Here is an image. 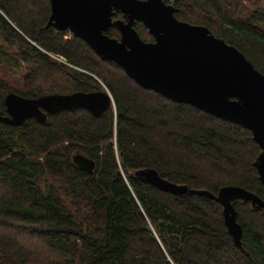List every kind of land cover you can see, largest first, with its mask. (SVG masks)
I'll return each mask as SVG.
<instances>
[{
  "label": "trees",
  "instance_id": "1",
  "mask_svg": "<svg viewBox=\"0 0 264 264\" xmlns=\"http://www.w3.org/2000/svg\"><path fill=\"white\" fill-rule=\"evenodd\" d=\"M174 6L177 19L209 28L264 74V7L241 16V0ZM51 13L50 0H0V112L7 115L11 93L107 90L114 107L101 117L78 109L45 123H0V264H264L263 210L236 202L240 248L221 204L166 193L140 175L154 170L169 184L215 196L241 187L264 200L251 131L143 89L70 31L48 26ZM135 28L154 41L141 23ZM107 35L121 36L116 28ZM75 156L92 160L94 174Z\"/></svg>",
  "mask_w": 264,
  "mask_h": 264
},
{
  "label": "water",
  "instance_id": "2",
  "mask_svg": "<svg viewBox=\"0 0 264 264\" xmlns=\"http://www.w3.org/2000/svg\"><path fill=\"white\" fill-rule=\"evenodd\" d=\"M48 26L58 32L70 31L82 39L102 61L122 68L137 85L176 103L193 106L251 131L261 153L255 162L264 186V74L235 46L216 37L205 27L176 18V7L165 0H50ZM122 18L115 19L116 14ZM141 23L154 38L144 41L135 26ZM111 28L120 39L107 35ZM7 116L0 123L21 126L30 119L45 123L47 116L84 109L96 117L114 107L106 91L77 92L28 99L11 93L6 96ZM75 164L94 174L95 163L75 156ZM141 177L149 185L179 197L188 193L207 196L223 207L229 234L242 248V229L235 204L251 203L264 211V200L241 187H227L217 196L207 191L172 185L154 170Z\"/></svg>",
  "mask_w": 264,
  "mask_h": 264
},
{
  "label": "rangeland",
  "instance_id": "3",
  "mask_svg": "<svg viewBox=\"0 0 264 264\" xmlns=\"http://www.w3.org/2000/svg\"><path fill=\"white\" fill-rule=\"evenodd\" d=\"M177 0H168V4L174 5ZM256 7H264V0H241V8L239 14L242 15H248L251 13ZM63 61V60H60ZM64 62V61H63ZM4 75V72H2ZM10 74L6 73V75L9 77L8 79L11 82L19 81L20 79V73L16 72H9Z\"/></svg>",
  "mask_w": 264,
  "mask_h": 264
},
{
  "label": "flooded vegetation",
  "instance_id": "4",
  "mask_svg": "<svg viewBox=\"0 0 264 264\" xmlns=\"http://www.w3.org/2000/svg\"><path fill=\"white\" fill-rule=\"evenodd\" d=\"M6 112H7V110H6ZM4 116H7V115H4Z\"/></svg>",
  "mask_w": 264,
  "mask_h": 264
}]
</instances>
